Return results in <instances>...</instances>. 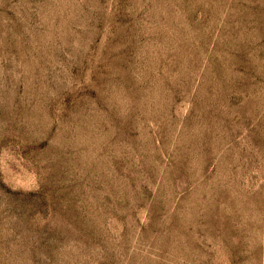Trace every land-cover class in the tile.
I'll list each match as a JSON object with an SVG mask.
<instances>
[{"label": "rangeland", "instance_id": "374dc122", "mask_svg": "<svg viewBox=\"0 0 264 264\" xmlns=\"http://www.w3.org/2000/svg\"><path fill=\"white\" fill-rule=\"evenodd\" d=\"M0 264H264V0H0Z\"/></svg>", "mask_w": 264, "mask_h": 264}]
</instances>
